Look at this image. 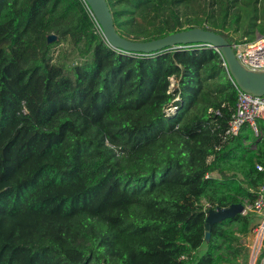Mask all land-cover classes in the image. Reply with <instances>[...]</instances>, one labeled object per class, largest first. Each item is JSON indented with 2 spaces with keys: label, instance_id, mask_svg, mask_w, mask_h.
Here are the masks:
<instances>
[{
  "label": "trees",
  "instance_id": "16d2710c",
  "mask_svg": "<svg viewBox=\"0 0 264 264\" xmlns=\"http://www.w3.org/2000/svg\"><path fill=\"white\" fill-rule=\"evenodd\" d=\"M106 1L134 41L264 35V0ZM237 95L207 45L128 53L83 0H0V264H248L252 212L205 239L264 180V121L226 133Z\"/></svg>",
  "mask_w": 264,
  "mask_h": 264
},
{
  "label": "water",
  "instance_id": "95a60500",
  "mask_svg": "<svg viewBox=\"0 0 264 264\" xmlns=\"http://www.w3.org/2000/svg\"><path fill=\"white\" fill-rule=\"evenodd\" d=\"M84 1L99 22L104 37L112 48L128 53L149 54L167 48L173 49L195 44L207 45L220 53L223 65L226 67L229 77L238 89L258 96L264 95V72H256L244 68L237 60L231 43L221 34L200 27H194L157 39L134 41L121 36L117 32L106 0ZM55 39L56 36L54 34L47 37L49 42ZM244 208V204L234 203L226 208L209 209L205 218V227L207 229L205 239H209L210 228L213 224L227 218H234L237 214L243 213Z\"/></svg>",
  "mask_w": 264,
  "mask_h": 264
},
{
  "label": "built area",
  "instance_id": "2783aa9c",
  "mask_svg": "<svg viewBox=\"0 0 264 264\" xmlns=\"http://www.w3.org/2000/svg\"><path fill=\"white\" fill-rule=\"evenodd\" d=\"M83 2L85 1L83 0ZM87 11L94 22L96 32L105 39L102 28L88 5ZM231 46L237 60L244 68L251 71L264 72V35L258 36L253 41H233ZM171 86H173V81ZM235 87L238 90V95L234 110L228 120L226 133L236 136L244 125H249L254 134L258 136L260 132L257 122L258 120L264 121V95H254L241 91L236 85ZM177 99L178 97L174 100ZM175 111L176 106L165 108L166 115ZM257 169L264 173V165L258 164ZM246 205L244 211L248 209L247 211L255 215L248 236V264H264V180L257 187L253 202Z\"/></svg>",
  "mask_w": 264,
  "mask_h": 264
},
{
  "label": "rangeland",
  "instance_id": "374dc122",
  "mask_svg": "<svg viewBox=\"0 0 264 264\" xmlns=\"http://www.w3.org/2000/svg\"><path fill=\"white\" fill-rule=\"evenodd\" d=\"M260 34H262V29H260L259 27V24H257L256 26H254L251 31H250V34L248 35L249 38H245L246 41H253L255 40L258 36H260ZM243 37H242V34H241V31H238V32H233V41H241V40H245ZM64 46L66 47V43H64ZM70 47L67 46L65 49H69ZM71 56H69L70 58ZM246 145L248 147L249 150H255L256 149V145L253 143V141L249 140L246 142ZM244 206H247L246 204L247 203H243ZM248 210V209H247ZM246 210V211H247ZM246 211H243L244 213Z\"/></svg>",
  "mask_w": 264,
  "mask_h": 264
}]
</instances>
